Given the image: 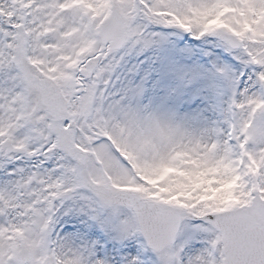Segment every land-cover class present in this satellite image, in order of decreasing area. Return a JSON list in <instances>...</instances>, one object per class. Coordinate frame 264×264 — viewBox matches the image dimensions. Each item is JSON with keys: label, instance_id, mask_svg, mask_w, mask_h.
Returning a JSON list of instances; mask_svg holds the SVG:
<instances>
[{"label": "snow or ice", "instance_id": "6c2138e0", "mask_svg": "<svg viewBox=\"0 0 264 264\" xmlns=\"http://www.w3.org/2000/svg\"><path fill=\"white\" fill-rule=\"evenodd\" d=\"M0 264H264V0H0Z\"/></svg>", "mask_w": 264, "mask_h": 264}]
</instances>
